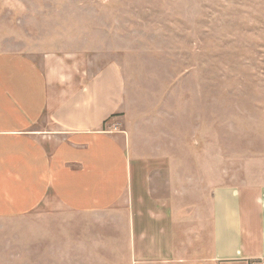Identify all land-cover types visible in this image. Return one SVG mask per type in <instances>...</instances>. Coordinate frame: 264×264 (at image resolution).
<instances>
[{
	"label": "rangeland",
	"instance_id": "374dc122",
	"mask_svg": "<svg viewBox=\"0 0 264 264\" xmlns=\"http://www.w3.org/2000/svg\"><path fill=\"white\" fill-rule=\"evenodd\" d=\"M0 52L118 66L124 99L104 130L125 137L152 196L170 200L181 258L210 264L213 190L264 186V0H0ZM126 217L41 207L0 219V264L110 257L122 231L106 223Z\"/></svg>",
	"mask_w": 264,
	"mask_h": 264
},
{
	"label": "crops",
	"instance_id": "0c3cea01",
	"mask_svg": "<svg viewBox=\"0 0 264 264\" xmlns=\"http://www.w3.org/2000/svg\"><path fill=\"white\" fill-rule=\"evenodd\" d=\"M123 99L115 64L91 73L79 55L51 54L38 62L0 52V219L41 207L79 215L123 208L126 221L106 223L122 231L107 239L111 256L80 264H118L120 242L126 264H188L180 256L170 200L152 196L125 137L104 130ZM210 218L203 262H264V186L216 188ZM96 243L84 245L87 256Z\"/></svg>",
	"mask_w": 264,
	"mask_h": 264
},
{
	"label": "built area",
	"instance_id": "2783aa9c",
	"mask_svg": "<svg viewBox=\"0 0 264 264\" xmlns=\"http://www.w3.org/2000/svg\"><path fill=\"white\" fill-rule=\"evenodd\" d=\"M257 264H264V262H263V261H261L260 263H257Z\"/></svg>",
	"mask_w": 264,
	"mask_h": 264
}]
</instances>
